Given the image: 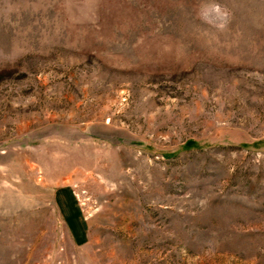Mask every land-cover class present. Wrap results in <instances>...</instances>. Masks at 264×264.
Returning <instances> with one entry per match:
<instances>
[{
    "label": "rangeland",
    "instance_id": "374dc122",
    "mask_svg": "<svg viewBox=\"0 0 264 264\" xmlns=\"http://www.w3.org/2000/svg\"><path fill=\"white\" fill-rule=\"evenodd\" d=\"M0 264H264V0H0Z\"/></svg>",
    "mask_w": 264,
    "mask_h": 264
},
{
    "label": "crops",
    "instance_id": "0c3cea01",
    "mask_svg": "<svg viewBox=\"0 0 264 264\" xmlns=\"http://www.w3.org/2000/svg\"><path fill=\"white\" fill-rule=\"evenodd\" d=\"M56 204L64 218L73 226L74 237H80V228L78 225V210L75 205V200L67 190L58 193Z\"/></svg>",
    "mask_w": 264,
    "mask_h": 264
}]
</instances>
